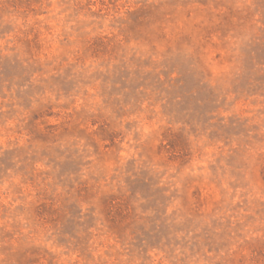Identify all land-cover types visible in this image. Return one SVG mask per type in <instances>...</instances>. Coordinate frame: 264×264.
Wrapping results in <instances>:
<instances>
[{
	"label": "rangeland",
	"instance_id": "374dc122",
	"mask_svg": "<svg viewBox=\"0 0 264 264\" xmlns=\"http://www.w3.org/2000/svg\"><path fill=\"white\" fill-rule=\"evenodd\" d=\"M0 264H264V0H0Z\"/></svg>",
	"mask_w": 264,
	"mask_h": 264
}]
</instances>
